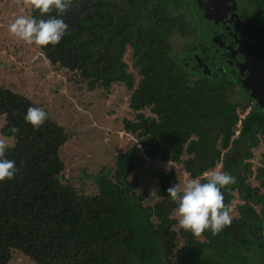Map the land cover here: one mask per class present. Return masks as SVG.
Instances as JSON below:
<instances>
[{
	"label": "trees",
	"instance_id": "trees-1",
	"mask_svg": "<svg viewBox=\"0 0 264 264\" xmlns=\"http://www.w3.org/2000/svg\"><path fill=\"white\" fill-rule=\"evenodd\" d=\"M28 1L30 17L59 16L68 25L58 43L39 45L52 66L92 89L124 84L131 91L134 119L124 120V131L147 157L179 164L187 155L184 169L200 182L221 163L235 178L221 188L224 204L230 208L236 198L242 204L239 217L216 234L177 230V205L165 191L176 170H155L159 200L146 205L147 195L132 180L136 145L118 154L114 170L96 180L97 193L86 195L64 181L60 150L70 141L64 127L46 114L34 128L23 117L29 106H41L0 86L2 135L15 141L3 155L16 167L11 179L0 181V264H9L14 251L36 264H244L238 262L244 251L264 256V152L258 167L252 163L254 149L264 144V108L254 106L241 119L251 97L236 82L195 73L182 58H171L174 35L196 34L182 12L190 1L178 15L167 0H69L62 13H41ZM129 48L132 70L124 60Z\"/></svg>",
	"mask_w": 264,
	"mask_h": 264
},
{
	"label": "rangeland",
	"instance_id": "rangeland-1",
	"mask_svg": "<svg viewBox=\"0 0 264 264\" xmlns=\"http://www.w3.org/2000/svg\"><path fill=\"white\" fill-rule=\"evenodd\" d=\"M165 2L174 15L181 14L182 8L186 7L184 0ZM185 9L182 12L191 19L189 9ZM29 10L28 0H0V86L29 97L64 127L70 137V141L60 150V157L65 163L64 181L82 189L86 195L95 194L96 180L100 174L103 171H113L116 156L136 145L139 160L132 180L136 178L139 182L137 192L147 195L146 205L153 206L159 200L156 169L174 168L176 176L173 184L176 183L178 190H182L187 180L192 179L184 169L188 156L184 155L179 164L160 158L151 159L145 155L139 140L124 131V120L134 119V113L129 107L131 91L124 84H115L110 90L103 87L92 89L88 82H77L78 77L76 79L71 73L52 66L41 53L39 45L27 44L9 32L8 25L17 16L30 17ZM171 44V58L177 61L191 48L194 39L176 34L172 37ZM130 52L131 48L125 54L124 60L132 70ZM146 114L150 115V112L146 111ZM5 124L6 116H0V143L3 144L4 151L15 145L14 139L2 135ZM263 152V144L254 149L253 169L260 165ZM213 170L221 171V163ZM204 178L207 177L204 175ZM252 182L257 183L253 179ZM239 204H242L239 198L231 204V219L239 217ZM175 216L179 219L177 212ZM179 228L182 227L179 225L177 230ZM183 245V239L179 238L178 248ZM250 252L244 251L247 257L243 256V252L238 255V262L244 259V264H264V256ZM174 256L176 257V253ZM9 264L36 263L19 251H14Z\"/></svg>",
	"mask_w": 264,
	"mask_h": 264
},
{
	"label": "clouds",
	"instance_id": "clouds-1",
	"mask_svg": "<svg viewBox=\"0 0 264 264\" xmlns=\"http://www.w3.org/2000/svg\"><path fill=\"white\" fill-rule=\"evenodd\" d=\"M33 6L41 13L55 8L62 13L69 0H31ZM68 25L59 16L47 19H36L24 15L17 16L9 25V32L27 44H56L65 35ZM46 113L39 107L29 106L24 114V120L34 128L39 127ZM13 132L18 129L13 128ZM4 146L0 143V181L11 179L16 171L15 161L3 155ZM205 182L193 178L188 179L182 190L176 183L165 189L169 198L176 203L178 224L194 235L208 229L212 234L220 232L230 224L231 209L224 204L221 188L235 182V178L227 172L213 170L204 173Z\"/></svg>",
	"mask_w": 264,
	"mask_h": 264
},
{
	"label": "water",
	"instance_id": "water-1",
	"mask_svg": "<svg viewBox=\"0 0 264 264\" xmlns=\"http://www.w3.org/2000/svg\"><path fill=\"white\" fill-rule=\"evenodd\" d=\"M189 1L191 5L195 6L194 12L199 21L200 30L204 29L205 32L199 35L200 46L205 49L207 54L225 51V48L228 51L234 49V56H240L242 62L238 60L234 62L232 69H235L233 71L235 75L232 78L244 89L246 95L257 100L258 107L264 108V34L262 33L263 35L260 36L252 23L240 21L235 0L224 1L227 3L226 8L218 11L212 9V0ZM228 2H231L232 5H228ZM199 13L206 20L201 22ZM220 13L223 14V18H219ZM209 22H211L210 25H214L213 30L209 28ZM202 23H205V27ZM243 36L246 39H243ZM255 36L260 37V42L250 45L248 39ZM200 55L189 54L184 56L181 61L195 73H201L200 68H203L204 76L211 77L212 71L206 65L202 66Z\"/></svg>",
	"mask_w": 264,
	"mask_h": 264
},
{
	"label": "flooded vegetation",
	"instance_id": "flooded-vegetation-1",
	"mask_svg": "<svg viewBox=\"0 0 264 264\" xmlns=\"http://www.w3.org/2000/svg\"><path fill=\"white\" fill-rule=\"evenodd\" d=\"M204 1H208V0H204ZM224 1H226V0H212V3H211L212 9L213 10L215 9L217 11L225 9L227 3H224ZM235 1L237 3L236 6L238 9V15H239L240 21L243 23H247V22L252 23V25L255 27V31H257L258 34H260V36L263 35L264 34V5L259 4V2H257V0H235ZM228 5L231 6L232 3L228 2ZM194 11H195V6L191 5V7L188 11L191 19H189V18L188 19L191 22V24L193 26H195V29H196V34L192 36L194 39V44L191 46V48H189V50L184 54V56L189 55V54H191V55L192 54H198V55L201 54L199 57H200V60L202 62V66L204 67V65H206L208 67V69H210V71H212L211 77H214L215 74H216V76L217 75H219V76L226 75V76H229L234 81L232 76L235 75L233 72V71H235V69H232L233 68L232 66H234V62H236V60H238L239 62H242V59L240 58V56H237V57H236V55L234 56V54H233L234 49H231L230 51H228L227 48H225V51H218L216 53L207 54L205 49L202 46H200V43H199L200 33H205V32H204V29L200 30V24H199L198 19L196 18V14ZM222 15L223 14L220 13L219 18H221V17L223 18ZM199 16L201 18V22L203 20H206V19H203V17L200 15V13H199ZM210 24H211V22H209V25ZM202 25H203V27H205V23H202ZM209 28L211 30H213V28H215V27H214V25H210ZM242 38L246 39L245 36H243ZM259 42H260L259 36L251 37L248 39V43L250 45H256ZM184 56H182V58ZM200 71L203 74V68H200ZM246 73H248V72L246 71ZM234 78L238 79L237 77H234ZM236 83L238 84V82H236ZM238 88L242 89L243 92L245 93L244 89L239 84H238ZM249 102L251 105H250L249 109L245 112V114L248 113L254 106L256 107L258 105V102L256 99L251 98L249 100ZM245 116L240 115L241 119H243ZM240 124H241V122H239V125ZM261 144H263V143H261Z\"/></svg>",
	"mask_w": 264,
	"mask_h": 264
}]
</instances>
